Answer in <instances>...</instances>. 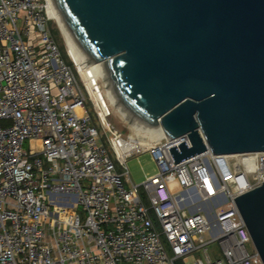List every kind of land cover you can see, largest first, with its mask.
<instances>
[{"label": "built area", "instance_id": "2783aa9c", "mask_svg": "<svg viewBox=\"0 0 264 264\" xmlns=\"http://www.w3.org/2000/svg\"><path fill=\"white\" fill-rule=\"evenodd\" d=\"M51 20L47 0H0V264H262L233 197L264 181V151L174 163L186 135L134 132L119 159L146 149L157 171L128 182Z\"/></svg>", "mask_w": 264, "mask_h": 264}, {"label": "water", "instance_id": "95a60500", "mask_svg": "<svg viewBox=\"0 0 264 264\" xmlns=\"http://www.w3.org/2000/svg\"><path fill=\"white\" fill-rule=\"evenodd\" d=\"M115 109L174 163L264 151V0H51ZM264 264V181L233 197Z\"/></svg>", "mask_w": 264, "mask_h": 264}, {"label": "rangeland", "instance_id": "374dc122", "mask_svg": "<svg viewBox=\"0 0 264 264\" xmlns=\"http://www.w3.org/2000/svg\"><path fill=\"white\" fill-rule=\"evenodd\" d=\"M49 27L66 59V42L54 19L49 22ZM90 86L93 87L86 92L88 97L86 106L91 119L98 126L101 141L107 147L117 171L123 173L125 179L129 178L132 182L139 184L146 176L156 173L157 165L146 149L141 152L133 151L132 155L125 158L124 162L119 159L122 156V151L118 139L133 134L134 127L111 107L104 90V84L100 79L87 87ZM25 147H27L26 143ZM248 247L250 248L251 245L248 244ZM216 248L215 244L209 246V250ZM196 257H202L201 253L195 252L192 257H188L186 264H194Z\"/></svg>", "mask_w": 264, "mask_h": 264}, {"label": "bare ground", "instance_id": "6f19581e", "mask_svg": "<svg viewBox=\"0 0 264 264\" xmlns=\"http://www.w3.org/2000/svg\"><path fill=\"white\" fill-rule=\"evenodd\" d=\"M47 3L49 7V14L52 17V19H54V21L57 23L61 33L63 34L65 42H66V46L71 51V53L73 54L77 62L78 61L80 62V63L78 62L79 65L81 64L79 70H80V75L85 85L89 86L97 79H100L102 81V79L99 77L101 64L97 63V64H92V65H85L87 61L86 57L81 52L77 44L70 38L66 28L64 27V24L62 23V21L59 19V17L57 16L55 12L53 3L51 2V0H47ZM133 129L135 131V135L138 137L137 141L143 146H145L148 143V140H153V139L158 140L164 137V133L159 127L156 130H152V131H140V130H137L136 128H133Z\"/></svg>", "mask_w": 264, "mask_h": 264}, {"label": "trees", "instance_id": "16d2710c", "mask_svg": "<svg viewBox=\"0 0 264 264\" xmlns=\"http://www.w3.org/2000/svg\"><path fill=\"white\" fill-rule=\"evenodd\" d=\"M52 33V32H51ZM53 35V34H52ZM60 48V47H59ZM61 50V49H60ZM175 264H183L180 260H177Z\"/></svg>", "mask_w": 264, "mask_h": 264}, {"label": "crops", "instance_id": "0c3cea01", "mask_svg": "<svg viewBox=\"0 0 264 264\" xmlns=\"http://www.w3.org/2000/svg\"><path fill=\"white\" fill-rule=\"evenodd\" d=\"M127 180H128V182H130V183L132 182L129 178H127Z\"/></svg>", "mask_w": 264, "mask_h": 264}]
</instances>
